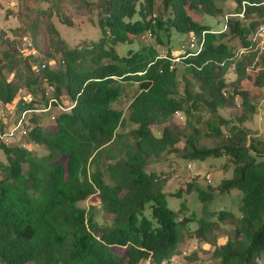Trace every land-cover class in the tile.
I'll return each mask as SVG.
<instances>
[{"label":"trees","instance_id":"obj_1","mask_svg":"<svg viewBox=\"0 0 264 264\" xmlns=\"http://www.w3.org/2000/svg\"><path fill=\"white\" fill-rule=\"evenodd\" d=\"M235 1L229 13L241 10L242 0ZM95 10L104 34L69 47L53 17L72 25V16L90 17ZM11 11L18 23L0 29V101L10 102L25 90L36 99L23 107L38 106L51 84L60 103L66 104L65 89L64 97L75 104L58 114L52 127L37 124L30 133L28 140L47 154L0 143L6 155V162L0 161V264H168L187 238L212 245L215 264H264V138L235 125L224 131L227 120L218 114L237 95L246 113L238 120L254 113L256 100L240 82L264 87V44L251 41L264 6H247L243 18H230L218 33L196 17L222 11L215 0H17ZM171 30L196 37V48L203 38L196 55L180 59V73L169 49L160 54L155 46H141L119 56L114 47L146 35L163 44ZM25 37L37 57L19 53ZM227 37L238 38L245 51L236 54ZM56 54L63 70L50 68ZM41 62L47 65L36 73L32 64ZM231 66L235 78L227 82ZM124 83L136 85L127 116L114 105ZM126 123L133 127L119 130ZM172 154L224 156L222 168H232V178L220 186L242 193L238 213L213 212L215 220L189 229L191 218H180L165 204L167 177L148 170L151 160ZM90 196L112 216L110 224L95 221V204L79 206ZM220 223L230 226L221 244L214 233Z\"/></svg>","mask_w":264,"mask_h":264},{"label":"rangeland","instance_id":"obj_2","mask_svg":"<svg viewBox=\"0 0 264 264\" xmlns=\"http://www.w3.org/2000/svg\"><path fill=\"white\" fill-rule=\"evenodd\" d=\"M217 4L222 7V11L215 14H196L201 23L209 25L212 29L219 30L223 27L224 16L229 12H233L236 9L238 3L235 0H215ZM17 0H0V29L8 30L9 27L15 26L18 22L14 14H9L12 10L16 9ZM160 5V2H157ZM11 11V12H12ZM77 15V14H76ZM237 18V17H234ZM98 12L95 10L88 16H72V25H66L59 21L54 16L53 22L59 31L61 37L66 41L69 47L75 46L80 41L84 40L95 41L98 40L104 34V28L98 24ZM190 33L178 32L171 30L170 36H163V44H156L153 36L136 37L131 42H118L115 44V50L119 56L127 54L129 49H137L141 46H155L160 54H166L167 49L174 55L180 53L183 47H187L189 44ZM226 43L232 48L236 54L244 52V48L241 46V42L236 37L225 38ZM42 56V55H41ZM54 62L50 63V68L53 70H63L65 68L64 62L59 54L54 56ZM177 70L182 72L183 64L180 61L174 63ZM248 71H252L251 66L248 67ZM254 74V72H251ZM227 82L232 81L235 78L233 72V66L229 67L226 75ZM241 87L248 89L256 100V107L254 113L248 115L243 121H239L238 117L245 113V109L240 105V97L238 95L235 99L223 108L218 109V114L225 120L227 124L222 125V129L227 131L229 126L235 125L246 128L249 131V135H256L259 138H264V87L260 90L253 88L250 80H242ZM135 84L124 83L123 94L120 100L115 103L116 107H120L125 111L127 116V105L129 99L135 88ZM23 91V95L26 93ZM231 92V88H229ZM63 102L69 104L70 101L64 97L65 89H62ZM42 125L50 126L54 125L53 121L48 122L46 115L41 114ZM175 121L180 120L179 115L174 118ZM133 127V124L126 123L124 128L119 130H128ZM161 129V128H160ZM153 131L157 134L158 128L154 127ZM28 144V148H31V152L36 155H45L47 150L43 145L25 140ZM22 142L21 139H10L9 145ZM14 146V145H13ZM64 160V159H63ZM0 161L6 162V155L3 149L0 148ZM225 163V157H206L204 159H188L180 157L179 155H163L160 159L151 160L149 162V171H155L156 173L167 177V181L163 187L165 194V204L175 210L179 211V217H189L191 220L188 223V228L195 229L200 222L211 221L216 219V215H212L213 212H219L220 210H227L234 213H238V206L242 193L234 186L224 187L220 186L221 182L226 179L232 178V168L224 170L222 165ZM188 183H194L195 188L191 190L186 189ZM178 192V193H177ZM177 193V194H175ZM202 194V197H200ZM79 206L87 208L90 205L96 207L95 221L99 225H107L111 223V215H106L96 196H90L88 199L78 202ZM184 204V206H182ZM150 212L149 205L147 204L143 213L148 215ZM230 226L228 224L219 225L218 229L214 231L218 236V243L224 242L228 236ZM113 250L120 254L122 248L113 247ZM178 253L172 258L168 264H215L217 260L212 257L213 246L200 240L199 238H190L182 242L178 247ZM139 264H149L147 261H142Z\"/></svg>","mask_w":264,"mask_h":264},{"label":"built area","instance_id":"obj_3","mask_svg":"<svg viewBox=\"0 0 264 264\" xmlns=\"http://www.w3.org/2000/svg\"><path fill=\"white\" fill-rule=\"evenodd\" d=\"M263 5L264 0L260 3H250L246 0L240 2L241 10L237 13H229L224 16L223 27L219 30H213V32H222L227 29L228 20L230 18H243L244 12L249 5ZM251 41L256 43L258 46L264 44V20L259 24L257 29L253 32ZM203 38L201 37V43H199L198 48H196L197 40L193 35L189 38V44L187 47H183L180 51V56L174 55L170 58L172 63L178 62L183 56L187 57L190 55H196L202 46ZM245 51V48H244ZM19 53L22 56L35 58L39 55L38 50L35 48L32 40L30 38H22L20 40ZM165 57V56H164ZM46 62L33 63L32 68L36 73H39L42 69L46 67ZM54 86L51 84L46 85L44 92V98L41 104L34 107H23L26 104L33 102L36 97L27 92L23 95V91L19 93L10 101L2 102L0 101V143L9 145L10 139H21L22 142L17 144L20 147H28L27 142L30 133L38 125H42L41 114H45L48 122L55 121L58 114L61 112H68L74 106L75 102H70L69 104H62L59 102L58 98L53 94ZM39 98V97H38ZM148 262V261H147ZM149 263V262H148ZM162 264H167L166 262Z\"/></svg>","mask_w":264,"mask_h":264}]
</instances>
